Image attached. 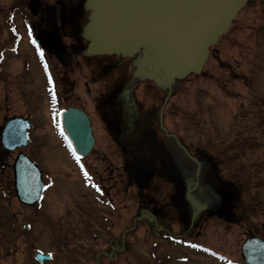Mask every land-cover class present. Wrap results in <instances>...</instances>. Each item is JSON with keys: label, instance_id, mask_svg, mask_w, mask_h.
Listing matches in <instances>:
<instances>
[{"label": "rangeland", "instance_id": "rangeland-1", "mask_svg": "<svg viewBox=\"0 0 264 264\" xmlns=\"http://www.w3.org/2000/svg\"><path fill=\"white\" fill-rule=\"evenodd\" d=\"M8 2L0 0V128L13 115L28 114L31 127L26 147L8 153L0 145V166L5 165L0 167V262H36L34 255L39 249L53 254L51 262L66 264L69 254L67 248L60 250L55 245L57 236L73 227L82 229L85 214L99 213L104 206L100 205L93 177L88 175V171L99 170L101 164L93 156L84 158V175L85 170L57 136L56 112L66 96L74 94L93 114L100 84L89 85L91 95L87 93L84 79L89 73L83 56L77 58L79 65L74 58L68 61L67 69L74 73L63 78L56 71L59 62L44 50L42 65L36 48L26 39L31 14L23 9V2L12 7L11 23L22 19L26 26L8 33L4 24L9 12L2 10ZM47 72L53 89L47 88L51 85L46 82ZM175 88L167 123L181 138L170 143L172 149L183 155L188 148L204 154L208 175L219 192L228 191L227 197L243 203L242 211L246 209L252 215L254 228L260 230L264 226V1H250L232 28L214 44L201 74L186 77ZM138 95L147 105L160 104V98L150 97L141 88ZM108 145L114 149L113 143ZM19 150L34 158L43 170V196L32 206L21 204L14 193L11 164ZM130 193L120 191L112 203L119 213L123 207L127 216L138 207ZM134 230L143 231L144 227ZM126 239L133 248L124 253L123 259L131 261L134 256L137 264H148V235ZM90 243L97 244L93 240ZM158 245L163 247L165 243ZM180 251L171 257L173 264H181L183 252L188 264H210L203 254L196 253L195 257L190 249ZM156 264H168L165 254L158 250Z\"/></svg>", "mask_w": 264, "mask_h": 264}, {"label": "flooded vegetation", "instance_id": "flooded-vegetation-1", "mask_svg": "<svg viewBox=\"0 0 264 264\" xmlns=\"http://www.w3.org/2000/svg\"><path fill=\"white\" fill-rule=\"evenodd\" d=\"M19 1L23 2L26 13L31 14L26 39L28 34L32 35L30 38L41 50L55 57L60 78L73 74V70L67 69V63L74 58L79 65L77 58L83 56L86 45L83 32L89 11L81 6V0H9L2 7L4 13L9 12L4 24L8 33L26 26L22 19L21 23H11L12 7L17 8ZM55 34L60 47L47 49L45 44ZM60 48L64 54L60 53ZM83 57L87 59L89 73L84 79L87 93L91 95L89 85L100 84L94 110H91L93 114L74 94L67 95L58 109L74 106L89 117L94 145L85 158L93 156L101 164L99 170L88 171V175L93 177L100 205L104 207L99 213L85 214L82 229L73 227L61 232L65 238L57 236L55 245L60 250L67 248L69 254L66 264H137L133 255L131 261L123 259L124 253L133 248L126 238L146 235L150 239L148 264H156L157 250L165 254L166 263L173 264L171 257L182 248L192 250L191 255L195 257H198L196 253L203 254L210 264H247L241 254L242 243L250 235L264 240V226L260 230L254 228L252 215L246 209L242 211L243 203L233 197L220 196L218 186L208 175L204 154L188 148L183 155L172 149L170 143L178 137L169 121L167 123L172 112L169 106L174 104L170 100L176 94L173 83L165 100L166 85L151 78L140 80L145 78L138 74V57ZM139 88L154 99L160 98V104L147 105L141 101ZM110 143L114 149L108 147ZM123 190L133 193L137 200L133 215H124L123 207L121 213L117 212L112 204L114 195ZM137 226H143L144 230L136 232L134 227ZM92 240L96 246L91 245ZM161 242L165 246L158 245ZM186 256L184 252L180 256L181 264L190 263ZM0 264L15 263L2 261Z\"/></svg>", "mask_w": 264, "mask_h": 264}, {"label": "water", "instance_id": "water-1", "mask_svg": "<svg viewBox=\"0 0 264 264\" xmlns=\"http://www.w3.org/2000/svg\"><path fill=\"white\" fill-rule=\"evenodd\" d=\"M249 0H82L89 10L84 28L88 54L133 56L140 52L138 74L157 83H169L190 72H199L209 47L228 31L239 10ZM60 47L57 35L45 44ZM60 53L64 54L60 48ZM57 119L66 143L77 156L87 155L94 143L87 114L75 107L59 110ZM28 118L14 115L0 129V143L12 152L29 141ZM5 168V165H1ZM13 188L26 206L37 204L43 193L42 170L19 151L12 163ZM27 228V225L25 226ZM247 264H264V240L251 235L241 246ZM48 254L37 251L39 262Z\"/></svg>", "mask_w": 264, "mask_h": 264}, {"label": "bare ground", "instance_id": "bare-ground-1", "mask_svg": "<svg viewBox=\"0 0 264 264\" xmlns=\"http://www.w3.org/2000/svg\"><path fill=\"white\" fill-rule=\"evenodd\" d=\"M234 20H235V19H234ZM234 20L232 21V24L234 23ZM232 24H231V25H232ZM230 27H231V26H230Z\"/></svg>", "mask_w": 264, "mask_h": 264}, {"label": "trees", "instance_id": "trees-1", "mask_svg": "<svg viewBox=\"0 0 264 264\" xmlns=\"http://www.w3.org/2000/svg\"><path fill=\"white\" fill-rule=\"evenodd\" d=\"M224 36V35H223Z\"/></svg>", "mask_w": 264, "mask_h": 264}]
</instances>
